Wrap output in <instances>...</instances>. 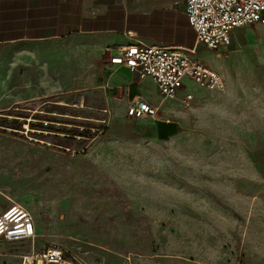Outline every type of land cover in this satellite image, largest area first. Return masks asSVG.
Returning a JSON list of instances; mask_svg holds the SVG:
<instances>
[{"label":"crops","instance_id":"1","mask_svg":"<svg viewBox=\"0 0 264 264\" xmlns=\"http://www.w3.org/2000/svg\"><path fill=\"white\" fill-rule=\"evenodd\" d=\"M149 44L196 47L194 56L211 67L203 56L212 50L196 44L185 0H0V111L26 106L30 100L57 98L52 113L107 118L103 134L107 136L103 138L113 140L114 148L122 151L126 137L157 148L144 161L149 171L143 177L135 172L131 178L132 195L141 197L138 201L134 198L133 208L146 219L139 227L149 228L157 250L134 258L131 264H224L222 228H231L228 217H235L237 191L252 189L253 169L264 179L257 158L242 159L250 173L236 171L237 161L228 165L232 171L222 173L217 157H186L180 149L176 153L161 149L182 137L211 130L203 127L205 118L212 116L208 123L217 124L230 107L243 106V98L242 104H234L238 97L229 91L231 83L226 76L225 91L202 88L186 77L174 97H162L151 77H139L126 65L109 61L124 46ZM186 94L192 95L189 106L180 101ZM140 97L158 107L159 114L128 116V106ZM72 103L76 108L64 112L62 106ZM24 126L19 130L0 125L8 133L0 131V214L12 203L27 205L34 196L40 201L35 173L29 168L28 147L24 145V155L17 154L13 149L20 139L9 135H26ZM237 130L260 133V139L242 141L241 146H264V124ZM62 158L57 155L53 161L58 164ZM106 158L118 164L127 162L123 155ZM124 171L123 166L118 168L119 177ZM222 180L229 195L220 194ZM50 188L54 195L58 193V176L51 178ZM69 210L74 211L71 219L66 215ZM56 211L43 226L34 221L36 232L48 227L49 233L65 238L66 232L57 229L79 222L78 211L71 206ZM37 238H0V247L28 240L30 253L39 250ZM89 238L91 244L105 242L96 236ZM94 255L106 257L104 253ZM94 255H86L84 260L94 264ZM4 262L0 257V264Z\"/></svg>","mask_w":264,"mask_h":264},{"label":"rangeland","instance_id":"2","mask_svg":"<svg viewBox=\"0 0 264 264\" xmlns=\"http://www.w3.org/2000/svg\"><path fill=\"white\" fill-rule=\"evenodd\" d=\"M203 59L222 75L224 81L225 76L228 77L231 83L229 91L238 97L234 98V104H242L241 98L244 104L237 108L230 107L217 124L208 123L212 116L205 118L203 127L205 130L210 127L211 130L172 141L161 149L162 152L170 149L176 153L180 149L179 153L186 157H217L222 173L232 171L228 165L232 167L233 161H237L236 171L250 173L244 168L242 159L253 156L259 162L258 170L264 173V146H241L242 141L260 139V133L237 130L264 124V23L254 22L236 28L230 45H220L217 51L205 52ZM56 102L58 99L52 97L35 99L26 106L13 105L0 111L1 126L20 130L22 124L27 125L24 126L26 135L19 132H9V135L20 139L13 149L17 154L24 155V145L28 147L29 168L35 173V188L40 191V201L39 196H34V200L31 199L27 205L21 204L31 212L35 223L37 219L40 226L45 225L58 208L71 206L78 211L79 222L73 221L68 223V227L60 226L57 229L66 232L65 238L59 237L57 233H49L48 227L37 228L41 230L40 233L36 232L40 236L36 239L38 249L46 245H60L78 263L85 264H92L85 261L84 257L95 252L104 253L106 257L94 255V264H131L136 257H146L156 252L149 228L139 227L141 221L146 219L140 218L141 214L133 208L134 198L138 201L141 197L132 195L131 178L135 172L143 177L149 171V164L144 161H148L157 148L132 137H126L121 151L112 147L113 140L103 138L107 134L92 141L64 136L63 133H77V128L66 127L63 123L69 121L78 125H93L97 124L95 119L98 117L81 115L68 120L63 114L52 113ZM62 107H66L64 112L76 108L75 103ZM45 119L61 122L62 125L44 126L40 121ZM40 129L45 131L41 133ZM0 131L5 133L2 129ZM83 134L87 135L88 132L84 130ZM40 139L49 144L40 142ZM57 155L63 157L58 164L53 161ZM118 155L125 156L127 162L118 164L114 159L108 161L106 158ZM120 166L126 171L119 177ZM251 172L252 189L237 191L235 217H228L231 228H222L224 264H264V179H260L254 169ZM55 175L59 181L56 195L50 188L51 178ZM228 188L222 180L220 194L229 195ZM243 192H246V196ZM30 207L35 209L36 217ZM66 215L71 219L74 211L69 210ZM89 235L105 242L88 243ZM29 250L28 240L12 243L0 247V257L4 258V264H23Z\"/></svg>","mask_w":264,"mask_h":264},{"label":"built area","instance_id":"3","mask_svg":"<svg viewBox=\"0 0 264 264\" xmlns=\"http://www.w3.org/2000/svg\"><path fill=\"white\" fill-rule=\"evenodd\" d=\"M185 13L189 25L195 32L196 44L217 51L220 45H230L232 32L236 28L254 22L264 23V0H185ZM195 52L196 47L171 48L159 44L128 45L122 47L119 54L111 56L109 61L126 65L139 77H151L162 97H174L186 77L202 88L223 90L225 82L221 74L198 60L194 56ZM191 99L192 95L186 94L180 101L183 105L189 106ZM145 114L157 116L159 109L141 97L127 108V115L130 117H140ZM64 115L68 118H77V116ZM40 122L44 126L62 125L61 122L47 119ZM95 122H97L96 125L83 123L78 125L69 121L63 123L66 127L77 128V133H63V135L76 140L92 141L105 133L108 121L107 118L102 117ZM84 130L88 132L87 135L83 134ZM44 131L40 130L42 133ZM37 237L33 217L23 205L12 203L0 214V238L19 240ZM23 264L82 263H78L64 247L52 244L25 255Z\"/></svg>","mask_w":264,"mask_h":264},{"label":"bare ground","instance_id":"4","mask_svg":"<svg viewBox=\"0 0 264 264\" xmlns=\"http://www.w3.org/2000/svg\"><path fill=\"white\" fill-rule=\"evenodd\" d=\"M34 246V245H33Z\"/></svg>","mask_w":264,"mask_h":264}]
</instances>
